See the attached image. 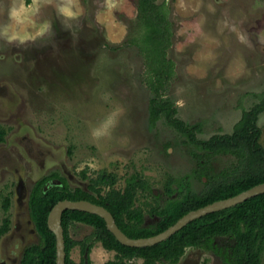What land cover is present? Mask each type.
I'll use <instances>...</instances> for the list:
<instances>
[{
    "label": "rangeland",
    "instance_id": "rangeland-1",
    "mask_svg": "<svg viewBox=\"0 0 264 264\" xmlns=\"http://www.w3.org/2000/svg\"><path fill=\"white\" fill-rule=\"evenodd\" d=\"M158 2L167 3L174 24L167 58L175 74L165 97L175 103L180 119L201 122L199 137L232 132L243 110L264 90V0ZM7 3L0 0V6ZM53 4L40 10L38 19L51 23L43 36L24 45L0 38V125L6 129L0 145V226L10 219V228L0 235V264H18L24 248L39 240L29 195L39 179L53 172L63 174L66 168L73 186L89 184V177L106 169L117 174L119 189L133 173L142 174L158 194L170 179L174 187L181 181L194 191L203 187L193 175L184 136L164 118L156 127L149 125L152 92L142 77L146 64L138 47L128 42L137 0H116L112 10L105 0H79L83 14L75 19L58 15ZM110 117L114 125L107 124ZM258 124L264 146V113ZM96 129L103 134L94 136ZM164 141L175 143L168 153ZM215 162L218 171L230 164L226 157ZM151 200L147 191L138 190L135 206L145 220H152ZM93 231L81 224L71 231L78 243L70 256L77 264L115 258V251L96 240L84 251ZM262 257L264 264V251ZM204 258L206 264H222L213 251ZM142 263L141 258L130 262Z\"/></svg>",
    "mask_w": 264,
    "mask_h": 264
},
{
    "label": "trees",
    "instance_id": "trees-1",
    "mask_svg": "<svg viewBox=\"0 0 264 264\" xmlns=\"http://www.w3.org/2000/svg\"><path fill=\"white\" fill-rule=\"evenodd\" d=\"M132 25L130 45H136L143 56L146 69L142 77L150 86L149 125L156 127L159 119L184 136L183 142L191 156L199 164L194 175L203 182L204 189L196 193L190 190L188 182H180L178 188L167 182L162 196H157L146 178L134 173L126 178L124 189L116 188L118 176L114 171L100 170L91 178L87 188H72L59 172L38 180L28 201L31 219L39 240L27 245L18 264H56V235L48 226V217L53 206L60 200H90L105 206L113 214L119 227L132 238L155 235L173 225L187 212L216 200L234 196L257 184L264 183V146L261 143L262 129L258 124L264 113V90L256 95L257 101L242 112L232 132L214 134L209 138L199 137L201 122H187L177 116V107L165 97L175 74L174 62L167 58V50L173 44L174 24L166 2L158 0H137V16ZM6 129L0 125V143L5 140ZM226 156L230 164L216 171L213 161ZM219 172V173H218ZM85 174V172H83ZM59 184L50 186L52 180ZM187 184V185H186ZM188 187H186V186ZM107 186V187H106ZM108 188V190H106ZM147 191L152 202L149 215L158 216L151 225H145L142 209L135 206L138 190ZM178 192L177 195L173 194ZM10 198L6 197L7 211ZM78 224L94 228L89 242L82 246L90 250L92 240L115 251V258L104 264H130L133 259H143L142 264L176 263L188 246L212 248L217 236L233 239L230 264H263L264 251V193L251 197L232 207L199 217L169 238L152 246L133 247L122 244L107 228L104 218L97 214L67 209L62 216L66 242V264H77L71 258V250L78 243L71 231ZM10 228V219L5 218L0 226V235ZM85 259V258H84ZM203 264H206L204 261Z\"/></svg>",
    "mask_w": 264,
    "mask_h": 264
},
{
    "label": "water",
    "instance_id": "water-1",
    "mask_svg": "<svg viewBox=\"0 0 264 264\" xmlns=\"http://www.w3.org/2000/svg\"><path fill=\"white\" fill-rule=\"evenodd\" d=\"M54 182V181H53ZM53 185H55L53 183ZM51 185V186H53ZM264 193V183L257 184L247 190H244L234 196L216 200L212 203L204 205L200 208L191 210L180 217L173 225L167 229L148 237L132 238L129 237L117 224L113 214L105 206L94 203L90 200H70L64 199L57 202L51 209L48 217V226L56 235L57 257L56 264H66V242L64 227L62 225V216L67 209L81 210L93 214H97L105 219L107 228L116 236V238L124 245L133 247L152 246L161 241L166 240L172 234L182 229L191 221L207 215L209 213L232 207L251 197ZM86 263H87V257Z\"/></svg>",
    "mask_w": 264,
    "mask_h": 264
},
{
    "label": "clouds",
    "instance_id": "clouds-1",
    "mask_svg": "<svg viewBox=\"0 0 264 264\" xmlns=\"http://www.w3.org/2000/svg\"><path fill=\"white\" fill-rule=\"evenodd\" d=\"M79 0H59L53 4V0H8L6 6H0V15L5 20L0 22V38L8 44L24 45L27 41H35L43 36L51 27V23L39 20L42 7L53 4L58 15L65 19H75L83 14L82 7H78ZM107 8L112 10L116 7V0H105ZM118 42V41H116ZM114 120L110 117L108 125H114ZM103 133L100 129L93 132L94 136ZM99 264H104L107 257H100Z\"/></svg>",
    "mask_w": 264,
    "mask_h": 264
},
{
    "label": "flooded vegetation",
    "instance_id": "flooded-vegetation-1",
    "mask_svg": "<svg viewBox=\"0 0 264 264\" xmlns=\"http://www.w3.org/2000/svg\"><path fill=\"white\" fill-rule=\"evenodd\" d=\"M161 119H159L158 120V122L160 121ZM157 122V123H158ZM157 126V125H156ZM176 130V129H175ZM177 131V130H176ZM5 141V140H4ZM4 141H2L1 143H0V145L1 144H3V142ZM165 142V141H164ZM163 142V143H164ZM165 143H167L166 145H167V148H166V150H167V153L169 152V149H172L171 147H174V145H175V143H173V142H171V141H166ZM165 143H164V145H165ZM185 147H186V150L188 151V147L185 145ZM189 152V151H188ZM190 156H191V154H190ZM223 157H226V156H223ZM191 158H192V160L194 161V167H193V175H194V169L195 168H198L199 167V164L197 163V161L191 156ZM227 158V157H226ZM216 160H214L213 161V164H212V166L214 167V168H216V162H215ZM216 170V169H215ZM67 171V169L66 168H64L63 169V174H60L61 176H63L66 180H67V182H68V184H69V186L70 187H72V188H76V187H79V186H82V187H84V188H87V185H88V182H87V184L86 183H82V184H77L76 186H73L72 184H71V182H70V177L72 176V174H70V173H68V172H66ZM216 171H218V170H216ZM83 172H85L86 173V170H84ZM60 173V172H59ZM219 173V172H218ZM134 174V173H133ZM71 175V176H70ZM132 175V174H131ZM130 175V176H131ZM139 175H142V174H139ZM142 178H145L143 175H142ZM56 179V178H55ZM89 179H90V177H89ZM202 179H203V182H206L208 179H207V177L206 176H203L202 177ZM40 180V179H39ZM126 182V181H125ZM181 182H184V181H181ZM202 182V181H201ZM202 182V183H203ZM168 183V182H167ZM36 184V183H35ZM35 184H34V186H35ZM166 185L167 184H165V187H166ZM187 185V184H186ZM185 185V186H186ZM34 186H33V188H34ZM125 186H126V183H125ZM124 186V187H125ZM188 186L190 187L189 189L190 190H192V188H191V186L188 184ZM188 186H186V187H188ZM21 187H22V180L20 179L19 180V185L17 186V190H18V194L19 195H22L23 194V192L21 191ZM173 187H174V185H173ZM33 188H32V190H33ZM175 188H178V186L177 187H175ZM122 189H124V188H122ZM204 189V183H203V187H202V189H200L199 191H194V190H192V191H194V192H196V193H199V192H201L202 190ZM32 190H31V192H32ZM141 191H142V189H140ZM165 190V189H164ZM164 190L163 191H161L159 194L157 193V191L155 190V189H153V192L157 195V196H162L163 195V192H164ZM177 193L178 192H175L174 194H173V196L174 195H177ZM31 194V193H30ZM24 195H22V196H20L19 198L21 199L22 197H23ZM29 198H30V195H29ZM151 217V216H150ZM151 219H152V217H151ZM158 219V216H155V218L154 219H152V220H144V223H145V225H151L154 221L153 220H157ZM81 225H86V224H81ZM89 226V225H88ZM218 240H224V242H222V243H220ZM218 242V244L216 245V243ZM229 242H230V244H229ZM233 244V239H231L229 236H217L216 238H215V240H214V246L212 247V248H205V247H201V246H188V247H186V249H185V252L183 253V255L181 256V258H180V260H181V262H183L184 260L187 262V261H191L190 263L191 264H203L204 263V261H206V260H204L205 258H204V256H207L208 255V253H210V252H212L213 251V255H214V257L215 258H217L216 259V261H219V262H221L222 264H230V262H228V259H230V255H231V252H232V250H231V245ZM203 254V255H202ZM88 262V261H87ZM207 262V261H206Z\"/></svg>",
    "mask_w": 264,
    "mask_h": 264
}]
</instances>
